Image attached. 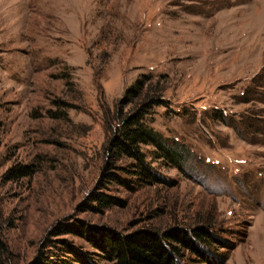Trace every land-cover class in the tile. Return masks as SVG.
Returning a JSON list of instances; mask_svg holds the SVG:
<instances>
[{
	"label": "rangeland",
	"instance_id": "obj_1",
	"mask_svg": "<svg viewBox=\"0 0 264 264\" xmlns=\"http://www.w3.org/2000/svg\"><path fill=\"white\" fill-rule=\"evenodd\" d=\"M142 74L164 86L149 123L191 153L181 168L153 161L168 183L99 188ZM94 191L125 205L96 211ZM0 212V264L41 251L59 264L64 239L95 256L88 235L104 228L202 225L217 242L180 264H264V0H0Z\"/></svg>",
	"mask_w": 264,
	"mask_h": 264
},
{
	"label": "trees",
	"instance_id": "obj_2",
	"mask_svg": "<svg viewBox=\"0 0 264 264\" xmlns=\"http://www.w3.org/2000/svg\"><path fill=\"white\" fill-rule=\"evenodd\" d=\"M152 80V75L142 74L126 88L119 100L115 115L120 122L116 124V131L107 144L109 160L103 166L99 188L106 187L109 183H117L134 190L141 186L168 183L153 161L160 160L167 165L181 168L191 153L186 144L166 137L149 123L148 117L155 112V107L166 105L162 98L164 86L160 85V80ZM132 103L135 104L132 110L125 113L123 107ZM217 115L225 121L223 110H219ZM144 146L153 149L148 153ZM149 154L152 160L148 159ZM31 172L29 165H23L10 168L5 176L13 179ZM91 204L92 209L100 211L112 205L124 206L125 200L103 191H94L91 194ZM71 232L73 230L70 226L57 225L51 235ZM78 233L87 237L84 230ZM88 238L100 251L94 252L96 258L86 256L82 249L64 239L65 252L71 255L60 259L58 263L98 264L106 260L111 264H180L185 255L184 250L202 256L204 247L217 242L213 231L207 225L190 229L176 226L165 230L141 227L129 232L104 228L97 235H88ZM7 252L9 246L5 241L0 212V256ZM28 264H54V261L41 251Z\"/></svg>",
	"mask_w": 264,
	"mask_h": 264
}]
</instances>
